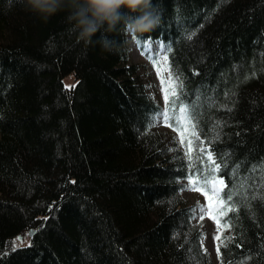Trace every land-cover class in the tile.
I'll return each mask as SVG.
<instances>
[{
	"label": "trees",
	"instance_id": "trees-1",
	"mask_svg": "<svg viewBox=\"0 0 264 264\" xmlns=\"http://www.w3.org/2000/svg\"><path fill=\"white\" fill-rule=\"evenodd\" d=\"M152 3L153 31L134 38L120 24L85 44L67 12L45 22L24 0H0V264H213L183 182L209 194L204 179L215 175L223 198L235 165L242 178L264 160V0ZM129 38L142 52L161 47L180 99L199 94L191 160L154 130L166 105L130 63ZM252 194L221 218L231 226L218 264H264V200Z\"/></svg>",
	"mask_w": 264,
	"mask_h": 264
},
{
	"label": "snow or ice",
	"instance_id": "snow-or-ice-1",
	"mask_svg": "<svg viewBox=\"0 0 264 264\" xmlns=\"http://www.w3.org/2000/svg\"><path fill=\"white\" fill-rule=\"evenodd\" d=\"M190 38V37H189ZM169 51L171 50V46L169 45ZM149 59H152L149 57ZM164 65L159 66L156 68L157 74L160 78L161 84H165L166 87L164 88V101H165V109L160 110V112L153 117V119L162 118L166 124H168L169 119L171 118L175 124L179 128H182L183 131L181 132V143H184V133H188L191 129L190 135L195 137L196 136V124L195 121H197V108L199 107V101L200 97L199 94L196 95V99L191 102H185L184 100L180 99V94L177 92V88L179 87L181 90L183 89V83L182 81L177 84V81L180 80L179 74H177L176 78L173 79V73L169 71V77L168 80L165 81L163 72L168 71L167 66V60L168 57L164 56ZM159 61L153 60L154 66L157 65ZM68 87V86H65ZM74 87V86H73ZM171 89V91H169ZM170 104V107H168ZM168 126H171L169 124ZM198 139V137H197ZM191 145L192 140H188V154L189 160L192 159L190 153H191ZM203 152L204 149H201ZM224 157H227L230 155L229 153L223 154ZM207 160L210 164V172L216 173L221 170V165L217 163L213 159V155L211 152H207ZM228 165L227 163L224 164V167L226 168ZM239 169L240 165L237 164L232 168L231 174L233 176L238 177V180L233 183L232 189H230L225 197H221V193L224 191V188L226 187L225 182L223 179H218L215 175H212L209 179L208 177H205L204 184L208 186L209 190L211 191L212 195L208 194V191H205L203 188H194V190L202 191L203 194L206 196L207 200L209 201V207L210 209L214 207V211L217 213V216H213V219L216 220L217 223V231H220L221 227V218H226L229 216L230 212H236L238 206H242V201H250L248 200V190L251 188L253 190V194L251 196V199H260L264 200V160H262L258 164H254L252 168L249 170L248 175H245L244 177H239ZM259 171V184L252 183L249 184V180L255 181V174ZM190 186L195 185V181L192 179L191 176L188 177ZM234 197H239L238 200H234ZM200 212H204V208L200 207ZM193 213L196 212V209L191 210ZM203 219V216L200 217ZM231 225L225 221L223 224V228H229ZM17 239H20L17 237ZM229 241L232 238H227ZM214 240L219 241L220 243L216 246V251L218 257L220 256V246L222 244H225V241L221 239V236L215 235ZM226 246V245H225ZM202 247V244H201ZM260 249L264 250V243L260 244ZM190 251V250H189ZM190 259L194 260V257H190ZM246 260H242L239 262H235V264H246ZM221 264H223V261H221ZM228 264H234L233 261H229Z\"/></svg>",
	"mask_w": 264,
	"mask_h": 264
},
{
	"label": "clouds",
	"instance_id": "clouds-1",
	"mask_svg": "<svg viewBox=\"0 0 264 264\" xmlns=\"http://www.w3.org/2000/svg\"><path fill=\"white\" fill-rule=\"evenodd\" d=\"M24 7L45 22L57 13L67 12L66 19L77 41L85 44L101 29L112 32L123 24L124 33L135 38L153 31L161 22L152 0H24ZM124 11L129 13L127 17ZM101 43L107 51L116 46L107 38Z\"/></svg>",
	"mask_w": 264,
	"mask_h": 264
},
{
	"label": "rangeland",
	"instance_id": "rangeland-1",
	"mask_svg": "<svg viewBox=\"0 0 264 264\" xmlns=\"http://www.w3.org/2000/svg\"><path fill=\"white\" fill-rule=\"evenodd\" d=\"M128 45L130 49V63L137 65L139 78L145 85L147 93L163 106L165 103L164 88L166 85L161 84L156 70L157 67L162 66L165 63L161 47L146 42L142 52L132 38H129ZM147 54L148 56H146ZM153 56L155 57L153 58ZM149 57L152 59H149ZM153 60H157L159 63L154 66ZM163 76L165 81H167L169 77L168 71L163 72ZM74 83L75 78L73 74H68L63 78V85L68 86L67 88L73 86ZM169 124V121L168 124H166L162 118H158L154 130L163 137L168 145L176 143L179 148L183 150L188 149V140H192V136L190 135L191 130H189L188 133H184V143H181V132L183 129L179 128L178 130V127L168 126ZM217 178L220 179L219 177ZM183 183L185 188L181 193V198L185 204L192 205L196 209L194 223L199 227L202 234V248L208 253L212 263L218 264V255L216 251L218 241L214 240V236L218 234L221 236L228 231L223 228V226L220 227L219 232L217 231V223L216 220L213 219V216H217V213L214 211L215 206L213 205V208L210 209L209 201L203 192L194 190L196 187L190 186L189 180H186ZM209 192V195H212L210 190ZM200 207L204 208V212H200ZM201 216H203V219L200 218Z\"/></svg>",
	"mask_w": 264,
	"mask_h": 264
},
{
	"label": "water",
	"instance_id": "water-1",
	"mask_svg": "<svg viewBox=\"0 0 264 264\" xmlns=\"http://www.w3.org/2000/svg\"><path fill=\"white\" fill-rule=\"evenodd\" d=\"M33 232H34V231L31 230V231L29 232V236H32ZM19 238H20L19 241H22V237L19 236Z\"/></svg>",
	"mask_w": 264,
	"mask_h": 264
}]
</instances>
